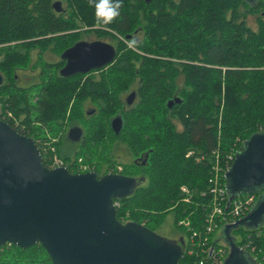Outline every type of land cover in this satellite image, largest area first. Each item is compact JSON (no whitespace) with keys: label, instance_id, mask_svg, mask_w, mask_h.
Wrapping results in <instances>:
<instances>
[{"label":"trees","instance_id":"1","mask_svg":"<svg viewBox=\"0 0 264 264\" xmlns=\"http://www.w3.org/2000/svg\"><path fill=\"white\" fill-rule=\"evenodd\" d=\"M248 14L257 16V30L248 26ZM86 36L113 40L115 60L88 74L62 76L63 53ZM38 68L37 76L18 73ZM0 75V119L36 142L47 167L50 155L39 141L49 133L61 137L57 153L70 173L79 172L82 159L100 178L135 179L133 193L114 200L118 220L157 233L174 213L184 236L180 264H197L188 253L191 232L178 222L205 228L213 152L224 163L253 135L264 134V0H122L120 15L107 26L95 24L88 0H0ZM132 91L137 97L128 106ZM7 112L26 132L4 119ZM117 116L124 122L119 134L111 126ZM74 127L83 130L78 142L68 138ZM118 144L137 161L119 163ZM243 194L256 195V203L264 190ZM232 234L241 237H234L239 248L264 264V226ZM210 240L221 246L214 234ZM0 264L55 263L40 244L23 249L7 243L0 246Z\"/></svg>","mask_w":264,"mask_h":264},{"label":"water","instance_id":"2","mask_svg":"<svg viewBox=\"0 0 264 264\" xmlns=\"http://www.w3.org/2000/svg\"><path fill=\"white\" fill-rule=\"evenodd\" d=\"M54 6L61 11L59 2ZM115 57L116 48L109 43L80 41L63 53L66 65L60 73L88 74ZM3 83L0 75V87ZM136 97L132 92L127 105ZM123 123L121 116L112 120L116 134ZM68 138L80 141L83 130L72 128ZM137 184L120 174L100 178L96 172L49 168L36 142L0 119V246L10 243L27 249L40 244L55 264H180L183 242L178 246L142 225L118 220L114 200L133 193ZM226 187L230 202L243 193L264 190L263 133L253 135L236 154ZM263 219L264 195L247 216L224 226L230 254L223 264H258L236 245L232 232L239 227L258 229Z\"/></svg>","mask_w":264,"mask_h":264},{"label":"built area","instance_id":"3","mask_svg":"<svg viewBox=\"0 0 264 264\" xmlns=\"http://www.w3.org/2000/svg\"><path fill=\"white\" fill-rule=\"evenodd\" d=\"M4 116L5 120L12 121L16 128L22 132H26V126L11 112H7ZM191 155L192 152H189L187 157ZM212 156L214 157V162L211 166V177L209 179L210 203L205 217V228L202 231H194L189 219H182L178 222L180 227L191 232L188 253L198 258L197 264H223L225 262L227 258L226 249L220 246H212L210 240L211 235L220 229V224L222 226L233 224L247 216L256 201V195L254 194H241L230 202L226 187V173L231 169L235 155L227 156V160L224 163L221 160L219 151H214ZM52 164L53 167L51 168L66 167L62 159L59 158H55ZM87 168L84 167V173L82 174L94 172L92 171L93 169L89 170ZM182 191L186 195L189 194V190L186 187H183ZM184 201L189 202L190 197H187ZM115 205L116 207L118 206V204Z\"/></svg>","mask_w":264,"mask_h":264},{"label":"rangeland","instance_id":"4","mask_svg":"<svg viewBox=\"0 0 264 264\" xmlns=\"http://www.w3.org/2000/svg\"><path fill=\"white\" fill-rule=\"evenodd\" d=\"M57 1H59V0H57ZM246 1L253 4L257 0H246ZM64 7H65V5H62V9ZM246 22L250 28H252L253 30H257V28H258L257 16L248 14L246 17ZM83 41L93 42V41H98V40L95 36H86ZM101 41L109 43L115 47V42L111 39H106V40H101ZM45 58L47 60H50V61L57 60V58L55 56H52V55H47ZM36 60L37 59L34 55L33 64L36 62ZM39 72H40L39 68L36 71H32L31 69H26L25 71H21V70L18 71V73L20 74V76L22 78L25 75L37 76V75H39ZM95 76L99 77V75H97V74ZM19 84L24 86V80H21V82H19ZM91 108H93V106L88 105V110H90ZM178 129L181 130V126L179 124H178ZM68 130L69 129L67 128V131ZM45 137H46L45 139L39 141V144L42 146V148H44L45 154L50 155V157H49L50 163L52 164L53 161L55 160V158H59L58 153H57V146L60 145L61 137L60 136H53L49 133H47L45 135ZM115 154L118 158L119 163L128 164V163H132V162L137 161V159H134V157L131 155L130 151L124 145L118 144L116 146V149H115ZM80 160H82V159H79L78 163H77V170L79 171V172L77 171L78 172L77 174L84 173V167H86V168L88 167L87 169H89V170L93 169L92 171L96 172V167L91 166L90 164H86L83 160L82 161H80ZM52 167H53V164H52ZM80 168H81V170H80ZM103 172H104V169H103ZM260 225H264V219L261 221ZM157 233L162 238H164V240H167V241L169 240L173 243L178 244V246H181L180 241H181V239H183L184 236L175 226V214L174 213H170L166 217L164 224L157 230ZM234 237L237 238V240H241V237L239 235L234 236ZM214 239L216 241L219 240V242L221 243L220 247H222V248L227 247V244L225 243L224 238H223V229L222 228L218 229L215 232ZM228 254H229V250L227 251V256H228ZM256 262H257V260H256ZM261 262L264 263V260L262 259Z\"/></svg>","mask_w":264,"mask_h":264},{"label":"clouds","instance_id":"5","mask_svg":"<svg viewBox=\"0 0 264 264\" xmlns=\"http://www.w3.org/2000/svg\"><path fill=\"white\" fill-rule=\"evenodd\" d=\"M89 6L95 8V24L97 26H107L111 24L119 15L122 7V0H88ZM137 41L134 39L129 43L130 48H134Z\"/></svg>","mask_w":264,"mask_h":264},{"label":"flooded vegetation","instance_id":"6","mask_svg":"<svg viewBox=\"0 0 264 264\" xmlns=\"http://www.w3.org/2000/svg\"><path fill=\"white\" fill-rule=\"evenodd\" d=\"M60 9H61V7H60ZM60 12H61V11H60ZM22 79H23V78H22ZM24 83H25V82H24ZM132 92H133V91H132ZM132 92H130V93H132ZM130 93H129V94H130ZM129 94H128L126 97H128ZM181 242H182V241H180V244H181ZM177 245H178V244H177ZM255 261H256V260H255Z\"/></svg>","mask_w":264,"mask_h":264}]
</instances>
